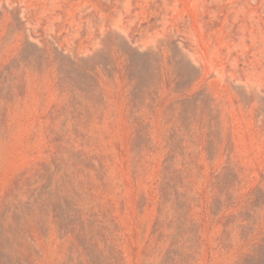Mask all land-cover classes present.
Instances as JSON below:
<instances>
[{
    "label": "rangeland",
    "instance_id": "374dc122",
    "mask_svg": "<svg viewBox=\"0 0 264 264\" xmlns=\"http://www.w3.org/2000/svg\"><path fill=\"white\" fill-rule=\"evenodd\" d=\"M0 264H264V0H0Z\"/></svg>",
    "mask_w": 264,
    "mask_h": 264
}]
</instances>
